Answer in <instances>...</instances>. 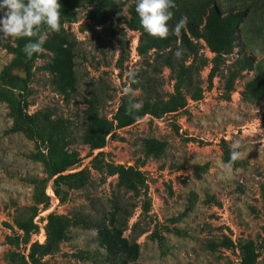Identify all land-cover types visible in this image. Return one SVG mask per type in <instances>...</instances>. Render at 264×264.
<instances>
[{"label":"rangeland","instance_id":"obj_1","mask_svg":"<svg viewBox=\"0 0 264 264\" xmlns=\"http://www.w3.org/2000/svg\"><path fill=\"white\" fill-rule=\"evenodd\" d=\"M174 2L170 28L185 16L203 28L215 6L224 16L246 13L237 47L215 70L216 54L198 41L206 62L187 59L195 66L187 83L168 67L155 71L159 51L140 55L139 31L127 30L123 46L112 38L111 29L122 37L136 0L61 5V30L48 34L29 72L16 60V39L0 41V264H32L34 244L44 246L35 249L42 264H113L93 222L113 212L116 199L130 214L124 238L134 241L136 224L137 233L145 232L136 241L139 259L130 255L126 264H264V93L257 95L264 92L257 90L264 84V0ZM96 10L109 15L104 24L91 18ZM11 78L14 103L5 99ZM149 79L158 97L148 101L141 85ZM129 86L142 108L135 123L119 128ZM199 90L202 99L192 100ZM178 92L187 106L163 113ZM91 101L98 117L114 124L101 149L88 143ZM26 114L33 124L20 121ZM235 141L243 155L225 173ZM120 166L142 173L146 194L137 198L119 187ZM62 168L70 176L60 182L64 201L52 178ZM38 192L49 198L47 208L37 203ZM50 216L62 235L48 242ZM118 218L123 222V211Z\"/></svg>","mask_w":264,"mask_h":264},{"label":"trees","instance_id":"obj_2","mask_svg":"<svg viewBox=\"0 0 264 264\" xmlns=\"http://www.w3.org/2000/svg\"><path fill=\"white\" fill-rule=\"evenodd\" d=\"M92 2L93 0H63L61 2L62 7H71L73 10L77 5L82 2ZM91 18L100 17L101 24H104L109 15L107 12L100 13L99 10L91 12ZM129 19L124 20L122 25H125L126 28L123 30L122 37L119 36L117 30L111 29L110 33L114 40H116L120 46L126 44L124 39L127 37V30H137L141 33L140 43H139V53L141 56H148L150 51L156 50L160 52V55L153 60L155 66V71L160 73L164 67L171 69L176 75L179 83H184L191 81V74L194 72V65L186 66L187 59H193L197 61L198 59H204L200 55V43L198 41L203 40L211 49V51L216 54L214 59V69L217 68V65L222 60L225 55H230L233 53L234 49L237 47V25L246 17L244 11H238L236 13H229L224 16L222 12L215 6L213 7L207 18L206 23L203 28H199L197 20L195 18H189L188 23L183 30H181L180 39L169 35L167 38H158L149 35L145 32L139 22V16L135 11V4L131 7L129 12ZM187 30V31H186ZM179 41V44H178ZM28 42V38L16 39V47L14 48V53L16 55V60L29 72L32 63L41 57L42 54L34 55L31 59H27L22 51L24 45ZM177 48L184 49V54L181 59L174 58V52ZM244 63L247 66H251L253 62L250 59H244ZM206 62V60L204 59ZM150 67V61L147 64ZM17 80L11 78L9 80L8 87L11 91L5 92V99L9 103L15 102V94L12 90H16ZM189 83V82H188ZM141 89L144 92L145 97L149 101L153 97L157 96L156 90L153 87V81L148 80L146 85H141ZM264 91V84H259L257 90ZM264 92H258V97H262ZM191 99L198 101L202 99L203 92L199 90L195 94H189ZM95 101V100H94ZM91 101L88 108L92 117L93 124L88 132V143L92 145L93 149H101L102 141L113 131L114 124L110 123L107 120L101 119L98 117L95 102ZM127 98H124L121 102L120 108L116 116L117 126L119 128L130 126L136 122L137 114L128 115L126 113L127 107ZM187 106V99L184 95L179 92L171 100V102L165 104L163 108V113H173L179 110L184 109ZM34 118L29 115H23L20 118V121L28 124H33ZM50 117L45 116L44 121L49 122ZM116 174L119 176V187H123L126 190L132 192L137 198L146 194V180L144 179L142 173L134 170L133 168H124L117 167L115 168ZM66 169L62 168L52 175V178L56 177L53 181L54 193L61 200L64 201L62 197V190L60 188V182L70 176L62 175L65 173ZM60 175V176H58ZM44 183V182H43ZM37 203L48 207L49 198L43 193L36 194ZM113 204V212L107 213L103 221H95V228L97 230V238L99 244L108 252L111 257V262L113 264H126L128 257L130 255H135V258L138 260L140 255V246L137 244V239L144 234V231L137 233L138 224L132 229V234L134 235L133 242H130L128 239L124 238L125 231L128 230V222L130 214L125 210V207L122 205L121 200L111 201ZM138 206V204H137ZM133 206V208H137ZM123 211V222L118 218V214ZM57 217L50 216L49 223L46 227V233L48 237V242L52 239H57L61 237L62 229L57 228L55 225ZM25 231L30 228L26 226H20ZM44 246L40 244H34L31 249L30 261L32 264H42V257L44 254L35 255V249H42ZM247 261V260H246Z\"/></svg>","mask_w":264,"mask_h":264},{"label":"clouds","instance_id":"obj_3","mask_svg":"<svg viewBox=\"0 0 264 264\" xmlns=\"http://www.w3.org/2000/svg\"><path fill=\"white\" fill-rule=\"evenodd\" d=\"M176 8L174 0H136L135 11L145 32L158 38H167L170 34L179 36L187 25L188 18L182 17L172 28ZM0 41L28 38L22 51L27 59L44 52V44L50 32L61 30L60 0H0ZM184 49L177 48L175 59H181ZM259 51V50H257ZM129 83H135L136 72L129 70ZM129 97L126 113H138L142 104L134 101V90L129 86L123 89ZM241 144L235 141L230 145V159L224 164L225 173L229 172L235 162L242 158Z\"/></svg>","mask_w":264,"mask_h":264},{"label":"water","instance_id":"obj_4","mask_svg":"<svg viewBox=\"0 0 264 264\" xmlns=\"http://www.w3.org/2000/svg\"><path fill=\"white\" fill-rule=\"evenodd\" d=\"M21 77H23V78H24V77H25V74H21Z\"/></svg>","mask_w":264,"mask_h":264}]
</instances>
